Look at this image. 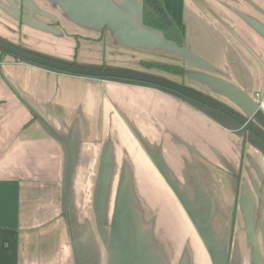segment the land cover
<instances>
[{"label":"crops","instance_id":"1","mask_svg":"<svg viewBox=\"0 0 264 264\" xmlns=\"http://www.w3.org/2000/svg\"><path fill=\"white\" fill-rule=\"evenodd\" d=\"M0 0V264H264V0ZM143 63L177 66L166 73Z\"/></svg>","mask_w":264,"mask_h":264},{"label":"water","instance_id":"2","mask_svg":"<svg viewBox=\"0 0 264 264\" xmlns=\"http://www.w3.org/2000/svg\"><path fill=\"white\" fill-rule=\"evenodd\" d=\"M0 52L9 54L15 59L29 63L35 66L43 67L49 70L62 72L70 75L75 76H82V77H90V78H98V79H112V80H125V81H132L142 84H148L151 86H155L158 88H162L174 93H177L193 102L201 104L205 107H208L214 111H217L224 116L229 117L233 121L237 122L239 125L243 126L245 129H251L250 126L242 119L234 115L232 112L224 109L223 107L207 100L206 98L189 91L185 88L177 86L175 84L165 82L159 79H155L152 77L140 75V74H131V73H124V72H115V71H108L103 69H93V68H82L73 66L70 64H65L62 62H58L55 60H51L36 54L29 53L25 50L19 49L11 44L3 42L0 40Z\"/></svg>","mask_w":264,"mask_h":264},{"label":"trees","instance_id":"3","mask_svg":"<svg viewBox=\"0 0 264 264\" xmlns=\"http://www.w3.org/2000/svg\"><path fill=\"white\" fill-rule=\"evenodd\" d=\"M142 22L152 28L177 46L182 45V37L179 30L166 16L159 0H142ZM143 65L174 75H181L182 69L177 66H169L159 63H143Z\"/></svg>","mask_w":264,"mask_h":264},{"label":"built area","instance_id":"4","mask_svg":"<svg viewBox=\"0 0 264 264\" xmlns=\"http://www.w3.org/2000/svg\"><path fill=\"white\" fill-rule=\"evenodd\" d=\"M255 99H256V103H257L259 110L264 112V101L260 99L258 94H256Z\"/></svg>","mask_w":264,"mask_h":264},{"label":"flooded vegetation","instance_id":"5","mask_svg":"<svg viewBox=\"0 0 264 264\" xmlns=\"http://www.w3.org/2000/svg\"><path fill=\"white\" fill-rule=\"evenodd\" d=\"M259 95V97H261V95L260 94H258Z\"/></svg>","mask_w":264,"mask_h":264}]
</instances>
